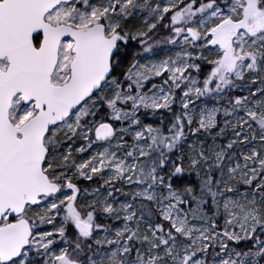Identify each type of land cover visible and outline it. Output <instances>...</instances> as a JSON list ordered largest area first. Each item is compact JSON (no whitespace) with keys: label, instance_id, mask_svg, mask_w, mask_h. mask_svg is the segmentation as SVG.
<instances>
[{"label":"snow or ice","instance_id":"6c2138e0","mask_svg":"<svg viewBox=\"0 0 264 264\" xmlns=\"http://www.w3.org/2000/svg\"><path fill=\"white\" fill-rule=\"evenodd\" d=\"M0 264H264V0H0Z\"/></svg>","mask_w":264,"mask_h":264}]
</instances>
